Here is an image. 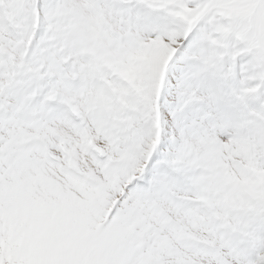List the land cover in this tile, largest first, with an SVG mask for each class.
I'll list each match as a JSON object with an SVG mask.
<instances>
[{"label": "snow or ice", "instance_id": "1", "mask_svg": "<svg viewBox=\"0 0 264 264\" xmlns=\"http://www.w3.org/2000/svg\"><path fill=\"white\" fill-rule=\"evenodd\" d=\"M0 264H264V0H0Z\"/></svg>", "mask_w": 264, "mask_h": 264}]
</instances>
